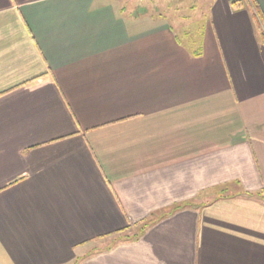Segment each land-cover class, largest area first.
Segmentation results:
<instances>
[{"label": "crops", "instance_id": "obj_1", "mask_svg": "<svg viewBox=\"0 0 264 264\" xmlns=\"http://www.w3.org/2000/svg\"><path fill=\"white\" fill-rule=\"evenodd\" d=\"M199 1L0 0V264H264V0Z\"/></svg>", "mask_w": 264, "mask_h": 264}, {"label": "rangeland", "instance_id": "obj_2", "mask_svg": "<svg viewBox=\"0 0 264 264\" xmlns=\"http://www.w3.org/2000/svg\"><path fill=\"white\" fill-rule=\"evenodd\" d=\"M188 1L189 0H129V3L133 5L138 12L144 7V9H148L151 13L174 16L179 20L173 23L174 26L180 25L181 27L179 28L184 30L187 25L188 28H193L191 29L192 32H195V19L208 17L207 13L209 7L199 6V0L197 2L196 0H191V2H193L192 5L188 3ZM142 4H144L143 7H141ZM182 17H186L187 21L183 20Z\"/></svg>", "mask_w": 264, "mask_h": 264}, {"label": "trees", "instance_id": "obj_3", "mask_svg": "<svg viewBox=\"0 0 264 264\" xmlns=\"http://www.w3.org/2000/svg\"><path fill=\"white\" fill-rule=\"evenodd\" d=\"M239 0H235L232 2L235 5ZM255 11L252 13V18L254 22V26L260 40L261 45L264 47V19L256 5L253 6ZM262 199H264V189L259 192Z\"/></svg>", "mask_w": 264, "mask_h": 264}]
</instances>
